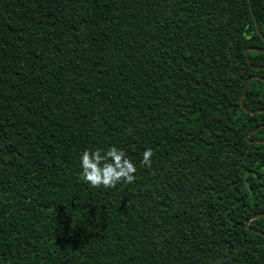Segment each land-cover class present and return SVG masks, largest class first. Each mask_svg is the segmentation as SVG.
<instances>
[{"label":"trees","instance_id":"1","mask_svg":"<svg viewBox=\"0 0 264 264\" xmlns=\"http://www.w3.org/2000/svg\"><path fill=\"white\" fill-rule=\"evenodd\" d=\"M254 16L264 36V0H0V264H264Z\"/></svg>","mask_w":264,"mask_h":264},{"label":"water","instance_id":"2","mask_svg":"<svg viewBox=\"0 0 264 264\" xmlns=\"http://www.w3.org/2000/svg\"><path fill=\"white\" fill-rule=\"evenodd\" d=\"M249 2L251 3V0H249ZM250 8L252 9V6H251V5H250ZM254 19H255L256 29H257L259 35L264 39V36H263V34H262V32H261V30H260V28H259V24H258V21H257V19L255 18V16H254ZM249 51H254V52H264V50H262V49H248V50L246 51V55H247V59H248L249 63L251 62V61H250V58L248 57V52H249ZM254 69H255L256 71H264V67H254ZM252 80H261L262 82H264V78H263V77H260V76H253V77H251L250 79H248V81H247V83H246V85H245L244 91H243L242 98H241V106H242V109H243L246 113H248V114H250V115H256V114L264 113V110L251 111V110L247 109L246 106H245V104H244V99H245V95H246V90H247L248 84H249ZM263 128H264V125H262V126L256 128V129H254L253 131H251V132L247 135V137H246V138L248 139V141H249L250 143H252V144H264V140H250V137H251L253 134L257 133L259 130H261V129H263ZM262 217H264V213H259V214H256V215L250 217V218L247 220V222H246V226H247V229H249L251 232H253V233H255V234H258V235L264 237V232H262V231H260V230H258V229H255V228H253V227H251V222H252V221L257 220V219H260V218H262Z\"/></svg>","mask_w":264,"mask_h":264}]
</instances>
